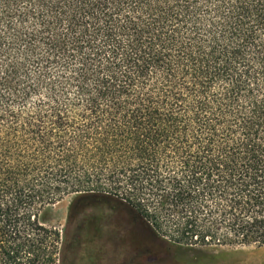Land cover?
Masks as SVG:
<instances>
[{"label":"trees","instance_id":"trees-1","mask_svg":"<svg viewBox=\"0 0 264 264\" xmlns=\"http://www.w3.org/2000/svg\"><path fill=\"white\" fill-rule=\"evenodd\" d=\"M70 195L78 232L264 244V0H0V264H56Z\"/></svg>","mask_w":264,"mask_h":264},{"label":"rangeland","instance_id":"rangeland-1","mask_svg":"<svg viewBox=\"0 0 264 264\" xmlns=\"http://www.w3.org/2000/svg\"><path fill=\"white\" fill-rule=\"evenodd\" d=\"M73 200V195L67 196L46 215V225L62 235L56 264H264V244L179 245L132 229L107 209L83 212L78 232L68 220Z\"/></svg>","mask_w":264,"mask_h":264},{"label":"flooded vegetation","instance_id":"flooded-vegetation-1","mask_svg":"<svg viewBox=\"0 0 264 264\" xmlns=\"http://www.w3.org/2000/svg\"><path fill=\"white\" fill-rule=\"evenodd\" d=\"M128 224H129V223H128ZM129 225L132 227V229L134 228L133 225H131V224H129ZM132 229H131V230H132ZM131 230H129V234H130V231H131Z\"/></svg>","mask_w":264,"mask_h":264}]
</instances>
